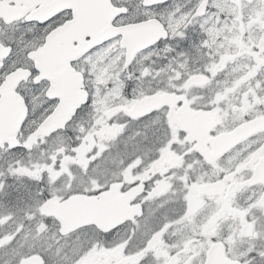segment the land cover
Instances as JSON below:
<instances>
[{
	"label": "snow or ice",
	"instance_id": "snow-or-ice-1",
	"mask_svg": "<svg viewBox=\"0 0 264 264\" xmlns=\"http://www.w3.org/2000/svg\"><path fill=\"white\" fill-rule=\"evenodd\" d=\"M0 196L4 264H264V0H0Z\"/></svg>",
	"mask_w": 264,
	"mask_h": 264
},
{
	"label": "flooded vegetation",
	"instance_id": "flooded-vegetation-1",
	"mask_svg": "<svg viewBox=\"0 0 264 264\" xmlns=\"http://www.w3.org/2000/svg\"><path fill=\"white\" fill-rule=\"evenodd\" d=\"M178 126H184V124L180 121H178ZM194 130H199L201 128L207 127L202 122H192L190 125ZM15 184H19V181H13ZM0 200H5V197L0 196ZM126 202L121 198H111L106 199L103 202V205L101 208L96 210H87L83 208H73L72 215L76 218H79L83 215H100L101 217L105 218V221L109 223V225L118 223L120 219H122L127 213H126ZM8 209L7 207L0 205V212H6ZM160 211H163V209H160ZM160 212H157V215L159 216ZM9 228L8 225L3 226V229L0 230H7ZM176 236H172V240H176ZM25 251H27V246H25ZM2 251H0V256H2ZM0 264H4V260L0 259Z\"/></svg>",
	"mask_w": 264,
	"mask_h": 264
}]
</instances>
